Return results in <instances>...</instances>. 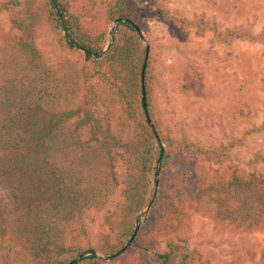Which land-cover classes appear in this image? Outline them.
<instances>
[{
  "label": "trees",
  "instance_id": "obj_1",
  "mask_svg": "<svg viewBox=\"0 0 264 264\" xmlns=\"http://www.w3.org/2000/svg\"><path fill=\"white\" fill-rule=\"evenodd\" d=\"M155 1L168 15L163 0ZM139 2L0 0V13L8 14L17 34L47 29L63 53L80 58L77 89L61 82L53 88L49 80L21 82L0 97V264H142L135 249L152 254L150 264H206L182 237L187 214L180 194L192 171L200 178L196 193L207 215L238 231L264 230V170L231 169L206 182L204 167L191 157L192 142L174 139L156 117L151 45L145 59L131 23L144 33ZM121 17L128 20L119 22L108 42L110 24ZM86 18L95 24L87 27ZM239 38L264 43V33L249 29ZM225 155L220 150L210 157L219 163ZM256 163L264 165V153L254 155L250 164ZM147 206L145 221L154 220L113 256ZM96 217L103 226L98 244H77L71 233L84 231ZM65 238L68 246L59 242Z\"/></svg>",
  "mask_w": 264,
  "mask_h": 264
},
{
  "label": "rangeland",
  "instance_id": "obj_2",
  "mask_svg": "<svg viewBox=\"0 0 264 264\" xmlns=\"http://www.w3.org/2000/svg\"><path fill=\"white\" fill-rule=\"evenodd\" d=\"M163 2L168 15L159 11L155 0H140L138 5L145 28L141 33L151 45L152 99L162 127L174 139L192 142L191 157L204 167L206 182L228 176L231 169L264 170L262 163L250 164L255 154L264 153V43L239 38L247 29L264 33V0ZM174 17L182 22L176 23ZM9 22L8 14L0 13V97L21 82L32 85L49 80L53 88L59 82L70 84L69 91L79 88L78 54L63 53L56 36L47 29L37 36L27 30L21 36ZM84 22L87 27L95 24L91 18ZM114 23L109 26L108 40ZM71 97L67 96L70 103ZM200 148L208 152L202 154ZM220 150L226 158L215 163L210 156ZM97 164L104 165L102 160ZM199 179L192 171L180 194L187 214L182 237L189 248L206 264H264L260 261L264 230L238 231L207 215L196 190ZM148 208L136 216L135 224L141 215L136 234L143 224L154 220L145 221ZM102 229L96 217L94 222L86 221L84 231L71 236L77 244L84 246L91 240L96 246ZM69 241L59 240L65 246ZM151 246L157 249L158 244L151 242ZM135 252L142 264L154 262L152 254ZM96 254L108 260L109 255Z\"/></svg>",
  "mask_w": 264,
  "mask_h": 264
},
{
  "label": "water",
  "instance_id": "obj_3",
  "mask_svg": "<svg viewBox=\"0 0 264 264\" xmlns=\"http://www.w3.org/2000/svg\"><path fill=\"white\" fill-rule=\"evenodd\" d=\"M127 20H128L127 18L121 17V18H118V19L115 21L114 26H113V27L111 28V30H110V38H109V42L113 39L112 33H113V31L115 30L114 27H116V26L119 24V22H121V21H127ZM131 23H132L133 26L136 28L137 32H138L139 35H140V38H141V39L143 40V42L145 43V59H146V58H147V55H148V52H149V45H148V43L143 39V35H142V33H141V30H140V28L137 26V24H135L134 22H131ZM144 69H145V62L143 63L142 70H141V82H142V87H143V81H144ZM142 101H143V105L145 106V104H144V92H143ZM148 122H150L149 119H148ZM140 216H141V215H139V217H138V219H137V221H136V224H135V230H134L132 236L129 238V240L126 242V244H125V245H124L119 251H117L116 253L113 254V256H116V255H118L120 252L124 251V250L127 248V246L130 244L131 240L134 238V236H135V234H136V232H137V229H138V227H139ZM80 257H82V254H80L79 257L76 258V260L79 259ZM109 258H110V256H107V257H106V259H109ZM71 263H72V261L69 262V264H71Z\"/></svg>",
  "mask_w": 264,
  "mask_h": 264
}]
</instances>
